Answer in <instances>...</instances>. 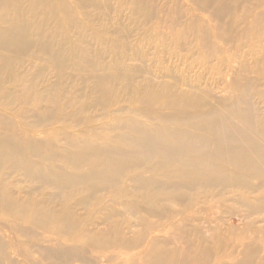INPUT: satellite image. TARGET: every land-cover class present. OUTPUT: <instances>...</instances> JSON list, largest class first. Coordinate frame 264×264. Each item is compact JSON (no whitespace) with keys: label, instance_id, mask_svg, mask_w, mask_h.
I'll use <instances>...</instances> for the list:
<instances>
[{"label":"bare ground","instance_id":"obj_1","mask_svg":"<svg viewBox=\"0 0 264 264\" xmlns=\"http://www.w3.org/2000/svg\"><path fill=\"white\" fill-rule=\"evenodd\" d=\"M138 92L130 99L144 108L102 105L105 125L84 115L60 135L45 116L26 125L23 108L0 103V264H23V236L50 264L112 244L121 264H264V230L249 219L264 213V122L245 90L220 105L193 89ZM233 205L241 229L219 219ZM94 220L109 228L96 232Z\"/></svg>","mask_w":264,"mask_h":264},{"label":"rangeland","instance_id":"obj_2","mask_svg":"<svg viewBox=\"0 0 264 264\" xmlns=\"http://www.w3.org/2000/svg\"><path fill=\"white\" fill-rule=\"evenodd\" d=\"M172 86L218 105L243 89L264 122V0H0V103L12 114L23 108L26 125L45 116L59 135L84 123V115L105 125L102 105L144 108L130 99L135 89L138 98ZM9 174L13 186L29 191L20 173ZM32 189L38 199L39 186ZM232 208L219 219L241 229L242 217L234 215L241 208ZM249 219L264 230V213ZM99 222L96 232L109 228ZM18 238L23 264L53 262L35 238ZM37 240L46 244L39 234ZM67 242L59 247L84 241ZM109 248L84 249L86 262L63 264H121L120 246Z\"/></svg>","mask_w":264,"mask_h":264}]
</instances>
